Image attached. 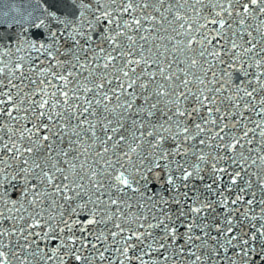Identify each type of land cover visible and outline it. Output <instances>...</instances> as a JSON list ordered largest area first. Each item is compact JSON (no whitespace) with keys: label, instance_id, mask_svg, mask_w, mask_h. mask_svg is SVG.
Wrapping results in <instances>:
<instances>
[{"label":"snow or ice","instance_id":"6c2138e0","mask_svg":"<svg viewBox=\"0 0 264 264\" xmlns=\"http://www.w3.org/2000/svg\"><path fill=\"white\" fill-rule=\"evenodd\" d=\"M0 264H264V0H0Z\"/></svg>","mask_w":264,"mask_h":264}]
</instances>
